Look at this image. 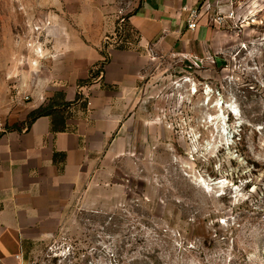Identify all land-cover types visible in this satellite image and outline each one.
<instances>
[{
	"label": "rangeland",
	"instance_id": "rangeland-1",
	"mask_svg": "<svg viewBox=\"0 0 264 264\" xmlns=\"http://www.w3.org/2000/svg\"><path fill=\"white\" fill-rule=\"evenodd\" d=\"M235 2L212 50L156 54L115 101L90 181L27 240L24 264H264V0ZM141 3L0 0V101L27 102L42 79L81 86L87 104L68 112H88L110 50L136 45L117 26Z\"/></svg>",
	"mask_w": 264,
	"mask_h": 264
},
{
	"label": "crops",
	"instance_id": "crops-1",
	"mask_svg": "<svg viewBox=\"0 0 264 264\" xmlns=\"http://www.w3.org/2000/svg\"><path fill=\"white\" fill-rule=\"evenodd\" d=\"M204 1L142 0L128 16L138 33L135 47L110 50L103 81L112 88L92 85L87 90L92 108L72 113L65 131H53L49 116L37 118L30 128L23 124L32 110L45 105L57 91L74 101L82 91L79 85L68 89L63 83L50 86L36 79V87L27 88V102L21 93L0 101L5 120L0 129V264H24L27 240L45 228L65 201L76 196L83 181H90L97 157L121 121L115 101L127 99L152 57L166 52L198 56L213 49L217 31L209 13L199 19L195 30L187 26L189 10ZM90 55L81 78L88 76L90 65L100 58L97 48ZM70 108L83 109L79 101ZM15 124L21 128L12 127Z\"/></svg>",
	"mask_w": 264,
	"mask_h": 264
},
{
	"label": "trees",
	"instance_id": "trees-1",
	"mask_svg": "<svg viewBox=\"0 0 264 264\" xmlns=\"http://www.w3.org/2000/svg\"><path fill=\"white\" fill-rule=\"evenodd\" d=\"M127 21V22H126ZM118 22L117 31H119V25ZM125 39L128 40L131 38L132 34L137 31L130 25L128 20L125 19ZM138 34V33H137ZM122 49H127V46H121ZM88 81V80H87ZM86 83L85 81H80V85ZM108 88H112V86H107ZM81 93H77L76 98L74 101H67L65 92L63 91H57L54 93V95L48 100V102L45 105H41L37 107L36 109L32 110L28 116L27 120L23 124L25 127L30 128L32 123L41 116H49L51 118V125L52 130L55 132L58 131H65L68 129V126L66 124V120L72 116V113L68 112V108H70L73 104L78 102L81 99ZM86 102H82V107L86 106ZM12 127L15 128H21L20 125L15 124ZM58 153H55V156H57Z\"/></svg>",
	"mask_w": 264,
	"mask_h": 264
},
{
	"label": "built area",
	"instance_id": "built-area-1",
	"mask_svg": "<svg viewBox=\"0 0 264 264\" xmlns=\"http://www.w3.org/2000/svg\"><path fill=\"white\" fill-rule=\"evenodd\" d=\"M235 0H205L202 5L189 10V15L187 18V26L189 29L195 30L198 26L199 19L206 13H209L210 19L218 23L224 22L227 18H232L235 16ZM125 18L120 22V31L123 32V36L120 40L121 44H132L131 41L125 39L124 30ZM128 47V46H127ZM28 98V96H25ZM88 105H91V101H88ZM5 127V120L0 114V129ZM20 257V255H18Z\"/></svg>",
	"mask_w": 264,
	"mask_h": 264
}]
</instances>
